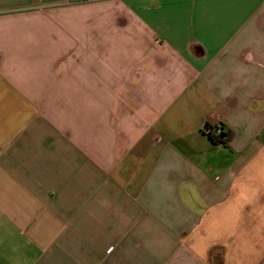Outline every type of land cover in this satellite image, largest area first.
Returning a JSON list of instances; mask_svg holds the SVG:
<instances>
[{
    "label": "crops",
    "instance_id": "0c3cea01",
    "mask_svg": "<svg viewBox=\"0 0 264 264\" xmlns=\"http://www.w3.org/2000/svg\"><path fill=\"white\" fill-rule=\"evenodd\" d=\"M0 264H264V0H0Z\"/></svg>",
    "mask_w": 264,
    "mask_h": 264
},
{
    "label": "trees",
    "instance_id": "16d2710c",
    "mask_svg": "<svg viewBox=\"0 0 264 264\" xmlns=\"http://www.w3.org/2000/svg\"><path fill=\"white\" fill-rule=\"evenodd\" d=\"M219 127H211L210 125H206L205 126V133L207 134V136L209 137V139L216 145H222V146H227L230 141H231V133L229 132H225V130L223 129V127H220V129L223 131V134L221 136H218L216 134V130ZM224 138H227V141H223Z\"/></svg>",
    "mask_w": 264,
    "mask_h": 264
},
{
    "label": "built area",
    "instance_id": "2783aa9c",
    "mask_svg": "<svg viewBox=\"0 0 264 264\" xmlns=\"http://www.w3.org/2000/svg\"><path fill=\"white\" fill-rule=\"evenodd\" d=\"M218 136H221L223 134V131L220 129V127L215 131ZM227 138H224L223 141H227Z\"/></svg>",
    "mask_w": 264,
    "mask_h": 264
}]
</instances>
